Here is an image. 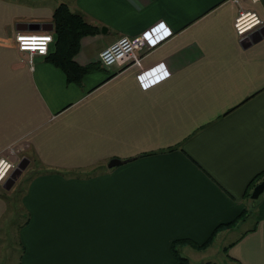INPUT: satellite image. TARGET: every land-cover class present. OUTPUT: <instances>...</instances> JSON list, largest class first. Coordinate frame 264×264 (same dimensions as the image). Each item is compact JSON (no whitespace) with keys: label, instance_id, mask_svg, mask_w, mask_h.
<instances>
[{"label":"crops","instance_id":"crops-1","mask_svg":"<svg viewBox=\"0 0 264 264\" xmlns=\"http://www.w3.org/2000/svg\"><path fill=\"white\" fill-rule=\"evenodd\" d=\"M61 3L96 28L74 56L88 69L79 82L49 60L57 39L32 64L14 41L18 31L54 35ZM242 3L264 19V0ZM238 9L232 0H0V157L27 163L0 187V223L6 193L21 186L24 264H173L174 241L202 245L241 213L199 250L251 219L223 264H264V192L247 197L264 173V29L240 39ZM123 35H145L148 48L140 65L108 70L98 55ZM187 247L198 249L179 251Z\"/></svg>","mask_w":264,"mask_h":264},{"label":"built area","instance_id":"built-area-1","mask_svg":"<svg viewBox=\"0 0 264 264\" xmlns=\"http://www.w3.org/2000/svg\"><path fill=\"white\" fill-rule=\"evenodd\" d=\"M239 9L233 21L236 35L242 39L264 28V19L260 14L250 8L244 7L243 0H232ZM253 3L259 0H250ZM14 41L20 52L28 54V61L32 64L34 55L45 56L49 53L51 45L55 41L52 32H23L18 31L14 35ZM148 46L145 35L134 37L123 35L114 43L104 48L99 53V61L106 69L140 65ZM17 164L9 157H0V187L4 185L8 177L15 171Z\"/></svg>","mask_w":264,"mask_h":264},{"label":"trees","instance_id":"trees-1","mask_svg":"<svg viewBox=\"0 0 264 264\" xmlns=\"http://www.w3.org/2000/svg\"><path fill=\"white\" fill-rule=\"evenodd\" d=\"M54 21V37L57 39L56 47L58 52L51 56L49 59L51 62L63 68L67 74L70 81L79 82L82 76L88 72V69L80 68L79 66L74 65V56L76 55L80 39L87 35L93 34L96 32V28L88 24L85 18L76 12H72L70 8L61 3L58 5L53 13ZM258 182L264 179V173L260 174L257 178ZM256 182H254V186ZM250 192L247 191V197L250 198ZM10 201V198L7 199ZM23 213V212H22ZM25 220L21 227L25 226L28 222V215L24 214ZM246 214L241 213L233 221L218 226L210 236V238L203 243L202 245H197L191 243V241L180 239L176 240L172 244V251L174 253V263L173 264H187V259L179 253V246L183 244L190 243L192 246L198 249H205L213 243L214 235L223 229L235 226L240 220L244 219ZM234 264H240L238 261L234 260Z\"/></svg>","mask_w":264,"mask_h":264},{"label":"rangeland","instance_id":"rangeland-1","mask_svg":"<svg viewBox=\"0 0 264 264\" xmlns=\"http://www.w3.org/2000/svg\"><path fill=\"white\" fill-rule=\"evenodd\" d=\"M24 2L38 3L40 0H23ZM59 172V171H55ZM13 174V173H12ZM11 174V175H12ZM60 174V172H59ZM9 176L4 185L12 182V176ZM20 188H22L20 186ZM19 186L14 187L15 192L6 193L10 198V206L7 209L0 223V264H24L23 255L25 249L22 242L19 241V228L24 223L25 216L21 208L18 206L19 197L21 196ZM9 192V191H8ZM17 204V206H15ZM253 220H248L240 228L230 231L226 238L217 240L208 250H199L192 247L182 249L179 253L187 259V264H206L208 262H217L223 264L225 262L226 252L224 248L234 241L247 228L251 227Z\"/></svg>","mask_w":264,"mask_h":264},{"label":"water","instance_id":"water-1","mask_svg":"<svg viewBox=\"0 0 264 264\" xmlns=\"http://www.w3.org/2000/svg\"><path fill=\"white\" fill-rule=\"evenodd\" d=\"M29 26H40L38 23H32V24H29ZM51 29H53L52 28V25H51ZM263 29L264 28H262V29H260L259 31H257V32H255V33H261L262 31H263ZM104 30V29H103ZM254 35V34H253ZM252 36V35H251ZM264 36V35H263ZM262 37V35L260 34V36H258L257 37V39L258 38H261ZM257 39H254L255 41L257 40ZM259 40V39H258ZM122 162H124V161H122V160H120V159H112L110 162H109V164H108V166L109 167H113V166H116V165H118V164H121ZM26 166H27V163L23 160V161H21V163H19L18 165H17V167H16V169H15V171H13V174L11 175L12 176V179H13V181L7 186V188L8 189H10L13 185H14V182L17 180V178L21 175V173H22V171L26 168ZM264 192V179L262 180V181H260L255 187H254V189H253V191H252V194H251V197L253 198V199H258L259 197H260V195L262 194Z\"/></svg>","mask_w":264,"mask_h":264},{"label":"snow or ice","instance_id":"snow-or-ice-1","mask_svg":"<svg viewBox=\"0 0 264 264\" xmlns=\"http://www.w3.org/2000/svg\"><path fill=\"white\" fill-rule=\"evenodd\" d=\"M161 27H163V26L161 25Z\"/></svg>","mask_w":264,"mask_h":264}]
</instances>
